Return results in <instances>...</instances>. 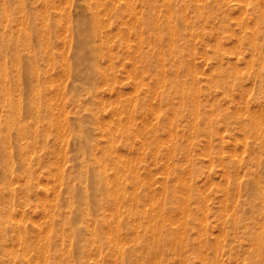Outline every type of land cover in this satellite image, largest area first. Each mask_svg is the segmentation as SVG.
<instances>
[{
  "label": "rangeland",
  "instance_id": "374dc122",
  "mask_svg": "<svg viewBox=\"0 0 264 264\" xmlns=\"http://www.w3.org/2000/svg\"><path fill=\"white\" fill-rule=\"evenodd\" d=\"M184 1L187 6L181 13L186 24L191 23L186 34L191 33L189 38L195 39L179 41L178 48L180 61L189 65L187 71L176 68L179 84L195 98V105L186 108L172 84L167 88L164 84L170 79L168 66L166 80L157 84V69L136 79L130 58H125L111 81L105 77L110 73L106 70L108 59L101 58L99 63L107 72L96 76L94 89L87 91L75 81L74 71L70 72L75 62V33L70 20L87 15L81 0H0V44L3 38V44L9 45L8 50L0 45L1 138L10 144L12 152L0 157V264H119L128 252L132 254L126 264H249L255 259L251 253L253 242L245 229L252 218L247 196L238 191L239 185L243 187L259 169L257 159L264 158V144H260L264 142V82L257 79L259 74L264 78V41L259 39L257 22L264 14V0ZM156 2V19L165 22L167 13L160 7L163 0ZM175 2L183 7V0ZM135 3L141 15L144 4L140 0ZM200 8L201 14L196 10ZM108 18L104 23L110 24L105 27L110 32L112 53L122 51L120 38L128 39H124L127 45L122 40L125 51L135 48L137 40L128 34L130 25ZM31 25L35 26L33 31ZM143 31V49L151 52L155 40ZM123 32L126 35L122 36ZM24 38L26 43L21 47L13 44ZM250 38L260 46L262 57L254 52ZM158 71L160 75L162 70ZM74 85L79 88L75 90ZM2 88L20 106L15 112L27 137L21 138L16 126L5 132ZM138 104L141 107L137 108ZM34 112L39 121L33 117ZM92 116L95 121L87 119ZM258 117L263 122H257L260 127L256 128L253 123ZM117 125L131 128L134 134L127 140ZM109 131L116 134L112 146L115 150L109 145L110 133H104ZM81 134L88 138L84 147L76 138ZM142 135L150 146L141 147ZM20 145L28 148L29 175L22 173L20 160L13 156ZM7 159L11 170L5 171ZM231 162L235 169L228 168ZM251 163L254 166L248 170ZM103 166L109 184L118 170L125 174L118 185L126 192L119 210L112 198L117 187L100 192L103 184L99 183L98 173ZM234 189L231 198L228 191ZM154 198H159L158 204ZM184 199L186 203L179 204ZM154 223L158 230L153 234ZM135 225L137 230H133ZM77 229L82 230L80 236L74 235ZM94 229L102 231L97 246L90 243V230ZM118 238L119 252L110 248V241ZM162 241L168 246L151 259L147 248H156Z\"/></svg>",
  "mask_w": 264,
  "mask_h": 264
},
{
  "label": "bare ground",
  "instance_id": "6f19581e",
  "mask_svg": "<svg viewBox=\"0 0 264 264\" xmlns=\"http://www.w3.org/2000/svg\"><path fill=\"white\" fill-rule=\"evenodd\" d=\"M44 1V0H43ZM77 1V0H75ZM83 3V8L85 10V12L87 13V15L85 16H76L74 20H70L71 24H73V26H71V28L73 29V32L75 33V44H74V56H72L75 60L74 64L71 65L70 67V72L73 70L74 71V79L76 82H79V84L83 85L84 88H87V91H90L92 89L95 88V83H96V76H105V72L110 71V73H106V80H111L115 78V73L116 70L119 66V64L121 65L120 61L125 59V58H130L129 60L131 61L132 65H133V69H134V75L135 78L138 79V77L143 78L146 74H148L151 70L153 69H157V73H156V80L157 84H159L161 82V79H165L166 80V67L168 66L170 68L169 70V75L168 77L170 78L169 80L165 81V86L167 88V86H171L174 89H176L177 94L180 96V101L181 105L186 108L192 105H195L194 103V96L191 95L192 92H190V90L188 91L187 89H185L183 86H181L179 84L178 78H180V74L177 72L178 69L176 68H181L184 69L186 68V71L189 69V65L188 64H182V62L180 61L181 56V52L178 50L179 48V41H188V39H190L192 36L190 35L191 33L186 34V31L188 30V28L190 27L191 23H187L186 24V18L185 16L181 13V9L183 11V8L185 6H187V3L183 0V4L181 7L180 4H177L175 2V0H163V4L160 5V7H162L164 9V11L167 13L165 17H163L165 19V22L161 20V22L159 23V18L156 19L157 14H156V7L158 8V3L156 2L157 0H140L142 1V3L144 4V11L143 13L140 15L139 14V10H138V5L135 3L136 1L139 0H109L108 3H105L104 0H81ZM119 1H123L125 2L124 4H120ZM198 0H196L197 2ZM195 2V1H194ZM201 2V1H200ZM4 3V1H3ZM198 3V2H197ZM202 3V2H201ZM257 3V2H256ZM4 5V4H3ZM43 5H45L43 3ZM53 5V4H52ZM54 6V5H53ZM82 6V5H81ZM196 6V5H195ZM77 7V4H76ZM198 7V6H197ZM196 7V8H197ZM54 8V7H53ZM5 9V8H4ZM264 9V8H262ZM60 10V9H59ZM58 12L60 13L61 11ZM198 10V12L201 14L202 10L200 9H196ZM57 11V10H56ZM262 11V10H261ZM264 11V10H263ZM186 12V9H185ZM6 13V12H5ZM158 13V12H157ZM206 14V13H205ZM262 14V13H261ZM140 15V16H139ZM7 16V14H6ZM42 16V15H41ZM160 16V14H159ZM158 16V17H159ZM163 16V15H161ZM200 16V15H199ZM206 16V15H204ZM19 17V16H18ZM112 18V19H116V21H122V22H126V25H130L128 28V34H132L133 36H135L137 42L135 41L134 44H136L135 48H126L125 51V47L124 44L122 43V40H128L126 38H120L121 42L119 43V47L121 48V52L117 53V54H113L112 53V46L110 45L109 42V33L106 31V24L109 23H104V18ZM43 18V17H42ZM41 18V19H42ZM66 18V16H65ZM189 18V16H188ZM20 19V17H19ZM205 19V18H204ZM7 20V19H6ZM66 20V19H65ZM125 20V21H124ZM45 21V20H44ZM61 21V20H60ZM254 22V21H253ZM258 22V30L259 32V39H262L264 41V33H263V28H264V14L259 16L257 19ZM67 23V22H66ZM255 23V22H254ZM5 24V23H4ZM25 24V23H24ZM257 24V23H256ZM254 24V25H256ZM18 25V24H17ZM21 25V24H19ZM18 25V26H19ZM110 25V24H109ZM127 27V26H126ZM250 27V26H249ZM66 28V27H65ZM35 29V26L31 25L30 27V31H33ZM191 29V28H190ZM66 30V29H65ZM143 30H147L149 32L150 36H153L154 40H155V44L153 51H145L143 48V46L146 43V36H144V31ZM191 31V30H190ZM189 32V31H188ZM233 32V31H232ZM127 33V32H126ZM126 33L123 32V35H126ZM253 33V32H252ZM66 35V34H65ZM188 35V37H187ZM254 35V34H253ZM197 36V35H196ZM190 37V38H189ZM113 38V37H112ZM111 38V42L112 39ZM2 43L0 45H2L1 48H3L4 46V50H8L9 49V45H4L3 42L6 41L3 38H1ZM44 39V38H43ZM194 38H192L193 40ZM191 39L190 41L193 42ZM195 40V39H194ZM255 39H253L251 41L253 42ZM45 42V40H44ZM63 42V41H62ZM128 42V41H127ZM132 42V41H131ZM11 43V42H10ZM26 43V38L19 40L16 39L14 41L13 44H15L16 47H21L20 45H24ZM124 43L127 45V43L124 41ZM110 45V46H109ZM192 45H194L192 43ZM249 46V44H248ZM252 47L254 49V52L258 53L259 57L261 56V50H260V46L257 44V42H253L252 43ZM69 48V47H68ZM73 48V47H72ZM5 54V53H4ZM64 55V54H63ZM6 56V54H5ZM70 57V56H69ZM20 60V56L18 57ZM36 58V57H35ZM101 58H107L108 60V64H107V68L105 71H103V67H102V63H99V60ZM37 59V58H36ZM65 60V59H64ZM262 60V58H261ZM122 62V61H121ZM172 62V63H171ZM187 62V61H186ZM185 62V63H186ZM73 63V62H72ZM105 63V62H103ZM107 63V62H106ZM105 63V64H106ZM248 63V61H247ZM263 64V63H262ZM187 65V66H186ZM2 66V65H1ZM186 66V67H185ZM251 66V64H250ZM68 67V66H67ZM132 68V67H131ZM173 68H175V71H172ZM125 69V67H124ZM130 69V68H129ZM159 69H161V73L159 75ZM68 70V69H67ZM112 71V73H111ZM190 71V70H189ZM129 72V71H128ZM3 73V72H1ZM151 73V72H150ZM192 73V72H191ZM3 74H6L5 72ZM2 74V77H3ZM66 74V73H65ZM155 74V73H154ZM171 74H173V78H171ZM6 76V75H5ZM68 76V75H67ZM130 76V75H129ZM133 76V75H132ZM131 76V77H132ZM147 76V75H146ZM5 78V77H4ZM3 78V79H4ZM57 78V77H56ZM71 78V77H70ZM105 79V78H104ZM103 79V80H104ZM132 79V78H131ZM134 79V78H133ZM132 79V80H133ZM172 79V80H171ZM259 82L263 83L264 82V78L259 74L258 78ZM73 80V79H72ZM116 80V79H115ZM225 80V79H224ZM17 81V80H16ZM63 81V80H62ZM212 81V80H211ZM26 82V81H25ZM108 82V81H107ZM110 82V81H109ZM134 82L136 83V80H134ZM164 82V81H163ZM115 83V81H114ZM162 83V82H161ZM17 84V83H16ZM74 84V83H73ZM112 85V84H111ZM136 84H134V88ZM145 85V84H144ZM71 86V85H70ZM159 86V85H157ZM163 86V84L161 85ZM138 87V86H137ZM75 90H77L79 87L74 85ZM160 88V87H159ZM172 88V90H173ZM162 89V88H161ZM137 90V88H136ZM135 90V91H136ZM168 90V89H167ZM18 91V90H17ZM2 92L4 93V98H3V106L6 109L5 111V132H8L9 129L13 126L17 127V131L19 132L20 137L22 138L23 136L27 137L25 134V131L19 126V120L17 118V113L15 112V109L18 111L19 109V105L18 104H14V100H11L9 96V93L6 94L4 88H2ZM119 92V91H118ZM147 92V91H146ZM135 93V92H134ZM160 93V91H159ZM36 94V93H35ZM91 93L88 92V96L89 99H92V97L90 96ZM46 95V94H45ZM62 95V94H61ZM18 96V95H17ZM154 97V96H153ZM194 99H193V98ZM245 97V96H244ZM62 98V97H61ZM19 99V98H18ZM47 99V98H46ZM63 99V98H62ZM17 100V99H16ZM34 100V99H33ZM49 100V99H48ZM51 100V99H50ZM18 101V100H17ZM35 101V100H34ZM132 102V101H131ZM136 102H133V104ZM129 104V103H128ZM197 104V103H196ZM103 105V103H102ZM104 106V105H103ZM128 106V105H127ZM127 106H125L127 108ZM132 106V104H131ZM130 106V109H132V107ZM197 106V105H196ZM141 107V104L137 105V108ZM194 107V106H193ZM30 110H32L33 108L31 107V105H29ZM102 109V108H101ZM127 110V109H126ZM129 111V110H127ZM121 112V111H120ZM154 112V111H153ZM23 113V112H22ZM96 113V112H95ZM118 113V112H117ZM130 113V112H129ZM193 113V112H192ZM87 114V113H86ZM194 114V113H193ZM191 114V115H193ZM264 114V113H263ZM262 114V115H263ZM83 115V114H82ZM119 115V114H118ZM196 115V113H195ZM194 115V116H195ZM260 115V114H259ZM117 116V115H116ZM202 116V115H201ZM33 117L35 118V120L39 121V116L37 115V113H33ZM127 117H128V113H127ZM133 117V116H131ZM197 117V116H196ZM195 117V118H196ZM257 117V116H255ZM85 118V117H84ZM119 118V117H118ZM135 118V117H134ZM169 118V117H168ZM191 118H193L191 116ZM259 118V117H258ZM60 119V118H59ZM87 119H92L95 121V117H88ZM127 119V118H126ZM54 120V119H53ZM98 120V119H97ZM120 120V119H118ZM130 120V119H129ZM128 120V121H129ZM134 120V119H131ZM170 120V119H169ZM258 120V119H257ZM261 119L259 118L258 121H254L253 126L256 125V128H259L260 124L263 122L260 121ZM60 121V120H59ZM81 121V120H80ZM83 121V120H82ZM88 121V120H87ZM127 121V122H128ZM260 121V123H259ZM73 122V121H72ZM130 122V121H129ZM259 125H258V123ZM61 123V122H59ZM88 123V122H87ZM99 123V122H98ZM133 123V121H132ZM256 123V124H255ZM89 124V123H88ZM117 124V123H116ZM115 124V125H116ZM60 125V124H59ZM64 125V124H63ZM262 125V124H261ZM62 126V124H61ZM66 126V125H65ZM75 126V124H74ZM87 126V125H85ZM104 126H106L104 124ZM118 126V125H117ZM252 126V127H253ZM259 126V127H258ZM119 127V126H118ZM123 127V129H121ZM121 128L119 127L120 131H123L127 138V140L130 138L131 134H134V132H132L131 128H128L127 126H122ZM145 127V126H144ZM251 127V128H252ZM75 128V127H74ZM102 128V127H100ZM117 128V127H116ZM193 128V127H192ZM242 128V127H241ZM240 128V129H241ZM3 129L2 127V123L0 120V143H1V147H0V157L5 158L8 157V155H12V152L9 150L10 149V144H6L2 141L1 138V130ZM64 129V128H63ZM85 129V128H84ZM115 129V128H114ZM254 129V128H252ZM105 130V129H103ZM109 130V129H107ZM112 131V129H110ZM118 130V128L116 129ZM193 130V129H192ZM256 130V129H255ZM254 130V132H255ZM264 130V129H263ZM62 131V129H61ZM86 131V130H85ZM84 131V132H85ZM111 131L109 132H104V133H110L109 135V145L110 147L115 146V137L116 134H113ZM196 131V130H195ZM243 131V130H242ZM259 133V130H256ZM262 131V130H260ZM115 132V130H114ZM253 131H251L252 133ZM252 134H255V133ZM62 133V132H61ZM65 134V133H64ZM260 134V133H259ZM263 134V131L261 133V135ZM106 135V134H105ZM107 135V136H108ZM258 135V134H257ZM260 135V136H261ZM65 136V135H64ZM134 136V135H133ZM245 136V135H244ZM138 137V134H137ZM254 137V135H253ZM258 136H256L257 138ZM264 137V135H263ZM262 137V138H263ZM76 138L80 141L81 145L84 144L87 145L88 143V138L87 136L81 134L79 135V137L76 136ZM139 138V137H138ZM142 140H141V147L144 148V146H150V143L148 142V138L145 136H141ZM261 138V137H259ZM30 139H34V136H30ZM107 139V138H106ZM118 140V139H117ZM139 140V141H140ZM155 140V138H154ZM257 140V139H256ZM259 140V139H258ZM264 140V139H263ZM214 142V141H213ZM244 142V141H243ZM59 143V142H58ZM118 143V142H117ZM155 143V142H153ZM162 143V142H161ZM245 143V142H244ZM132 144V143H131ZM209 144V143H208ZM260 144H264V142L261 141ZM76 145V144H75ZM172 145V144H171ZM259 144H257L258 146ZM261 145V146H262ZM60 146V145H59ZM77 146V145H76ZM156 146V143H155ZM70 148V147H69ZM76 148V147H75ZM113 148V147H112ZM111 148V149H112ZM115 148V147H114ZM113 148V150H115ZM138 150V149H137ZM28 151V148L22 147V145L18 146L15 148V151L13 153V156L16 155L17 158L20 160L21 163V168L23 169L22 173L25 175H29V158H27L26 156V152ZM105 151V150H104ZM111 151V150H110ZM145 151V150H144ZM114 152L116 155V151H111ZM140 152V151H139ZM28 153V152H27ZM113 153V154H114ZM144 153V152H143ZM30 154V153H29ZM118 154V153H117ZM168 154V153H167ZM95 155V154H94ZM107 155V154H106ZM120 155V154H119ZM154 155V154H153ZM220 155V154H219ZM235 155V154H234ZM31 156V155H29ZM114 156V155H113ZM189 156V155H188ZM237 156V155H236ZM95 157V156H94ZM169 157V155H168ZM113 158V157H112ZM118 158V157H117ZM238 159H240L239 157H237ZM96 159V158H95ZM98 159V158H97ZM156 159V158H155ZM188 159V158H187ZM117 160V159H116ZM98 161V160H97ZM96 161V162H97ZM103 161V160H102ZM188 161V160H187ZM240 161V160H238ZM115 162V161H114ZM121 162V161H120ZM165 162V161H164ZM222 162V161H221ZM99 163V161H98ZM97 163V165H98ZM104 164V162H102ZM116 163V162H115ZM118 163V162H117ZM239 163V162H238ZM257 166H258V170H256L254 172V174L250 177L251 179H248V181L246 182V184L242 187L241 185H239V193L240 195L243 194V196H247V205L249 207L248 209V214L251 215V223L247 225L246 232L249 234L248 238L253 242V247H252V255L255 257V259H252L250 261L249 264H264V158H259L257 159L256 162ZM18 165V164H17ZM102 165V164H101ZM100 165V166H101ZM113 165V164H111ZM122 165V164H121ZM253 163L249 164L248 166V170L252 169ZM169 166V164H168ZM3 167L5 168V171L11 170V163L10 160L7 159L5 160ZM105 166H103L102 168H100L99 173H98V178H99V183L103 184L102 188L100 189V192H104L107 191L108 189H110V187L112 188L117 187V191H113V192H117L114 193L112 198L115 200V206L117 208V210H119L120 208H122L123 206H121V204L123 205V196L125 197L126 192L124 191V188H118L119 183L122 182L121 178L123 174H121V172L118 170V168L116 170H118V175L116 173L117 176L116 178L111 182V184H109V182L107 181V177L106 176V168H104ZM117 167V166H115ZM114 167V168H115ZM172 167V166H171ZM59 168V167H58ZM224 168V166H223ZM229 169H235V164L234 162H231L228 166ZM168 169V168H167ZM116 170H114L116 172ZM122 170V169H121ZM126 170V169H125ZM190 170V169H189ZM237 170V169H236ZM92 171L95 172V169H93ZM238 171V170H237ZM123 172H125L123 170ZM136 172V171H135ZM10 173V172H8ZM7 173V174H8ZM134 173V172H133ZM237 173V172H236ZM251 173V172H250ZM11 174V173H10ZM125 175V174H124ZM123 175V176H124ZM137 175V174H136ZM227 175V174H226ZM90 176V175H89ZM88 176V177H89ZM235 176V175H234ZM237 176V174H236ZM8 177V176H7ZM6 177V178H7ZM228 177V176H227ZM134 178V177H133ZM137 178V177H136ZM237 178V177H236ZM1 179V178H0ZM113 179V177H112ZM227 179V178H226ZM7 180V179H6ZM60 180V179H59ZM185 181V179H183ZM239 179H236V181ZM135 181V180H134ZM182 181V180H181ZM188 181V180H186ZM185 181V183H186ZM90 182V181H89ZM88 182V183H89ZM183 182V181H182ZM227 182V181H226ZM60 183V182H59ZM165 183V182H164ZM189 182H187L186 185H188ZM93 185H96V182L92 183ZM138 184V182H137ZM89 185V184H87ZM121 185V184H120ZM148 185V184H147ZM150 185V184H149ZM227 185V183H226ZM124 186V185H123ZM133 186V185H130ZM9 187V186H8ZM183 187V186H182ZM188 187V186H185ZM132 188V187H131ZM134 188H136L134 186ZM190 188V187H189ZM183 189V188H182ZM237 189V188H236ZM77 190V189H76ZM90 190V189H89ZM135 190V189H134ZM181 190V189H180ZM226 187L224 189V191L226 192ZM47 191V190H46ZM164 191V190H163ZM135 191H133L132 193H134ZM162 192V191H161ZM187 192V191H186ZM186 192L184 193L185 195H188V192L186 194ZM234 191H228L229 195L231 196V198H234ZM123 193H125V195H123ZM132 193H130L132 195ZM237 193V192H236ZM78 194V193H77ZM76 194V195H77ZM112 194V192H111ZM161 194V193H160ZM75 195V196H76ZM126 197V198H130ZM155 194H153L154 196ZM181 195V194H180ZM183 195V194H182ZM181 195V196H182ZM184 195V198H185ZM195 195V194H194ZM74 196V197H75ZM78 196V195H77ZM133 196V195H132ZM160 196V195H159ZM108 197L109 193H108ZM187 197V196H186ZM89 198V197H88ZM151 198H153L151 196ZM162 198V196H161ZM159 199V198H158ZM158 199L156 200L154 198V201L156 200L157 204H158ZM188 199V198H187ZM78 200V199H77ZM76 200V201H77ZM93 200V199H92ZM131 200V199H130ZM152 200V199H151ZM236 200V199H235ZM80 201V200H79ZM91 201V200H90ZM185 202L179 203V204H183L186 203V199H184ZM93 202V201H92ZM178 202V201H177ZM205 202V201H204ZM207 202V201H206ZM223 202V201H222ZM44 203V202H43ZM81 203V202H80ZM91 203V202H90ZM94 202L91 204L92 206ZM225 205V204H224ZM131 206V204H130ZM181 206V205H180ZM186 206V205H185ZM207 206V205H206ZM223 206V205H222ZM224 207V206H223ZM232 207V206H231ZM236 207V206H235ZM233 208V207H232ZM116 210V211H117ZM162 210V209H161ZM180 211V209H179ZM182 211V210H181ZM180 211V213H181ZM204 211V210H203ZM225 211V210H224ZM73 212V211H72ZM187 213V210L185 209L184 213ZM205 212V211H204ZM79 213V212H77ZM118 213V212H116ZM145 213V212H144ZM206 213V212H205ZM228 212H225V214H227ZM136 213H133V215H135ZM232 214V213H231ZM136 215H140V214H136ZM82 216V213H81ZM151 216V215H150ZM186 216V215H185ZM233 216V215H232ZM111 217V215H110ZM152 217V221H156L157 218L155 216H151ZM234 217V216H233ZM232 217V218H233ZM75 218H79L76 214H75ZM118 219V218H117ZM162 219V218H161ZM201 219V218H200ZM206 219V217H205ZM223 219V218H222ZM234 219V218H233ZM236 219V218H235ZM162 221V220H161ZM171 221V220H170ZM203 221V220H202ZM201 221V224L203 223ZM205 221V220H204ZM157 222V221H156ZM181 222V221H180ZM183 222V221H182ZM177 223V222H176ZM205 223V222H204ZM223 223V222H222ZM87 224V223H86ZM115 224V228L116 227V222H114ZM139 224V223H138ZM23 225V224H22ZM174 224H172L173 226ZM181 225V224H180ZM184 225V224H183ZM224 225V224H223ZM129 226V224H128ZM234 226V225H233ZM133 230H137L136 225L133 226ZM204 227V226H203ZM202 227V228H203ZM182 228V227H181ZM114 229V228H113ZM180 229V227H179ZM233 229V228H232ZM158 228H157V223L152 224V233L154 234L155 232H157ZM85 231V230H84ZM105 232V231H104ZM110 232V231H109ZM108 232V233H109ZM167 232V231H166ZM181 232V229H180ZM82 233V230L77 229L74 233V235L76 236H80ZM102 233V231H99L98 229H94V230H90V235H91V244L94 246H97L100 243V234ZM116 233V231H115ZM183 233V231L181 232ZM200 233V232H199ZM233 233V231L231 232ZM86 234V233H85ZM172 234V233H171ZM203 234V233H202ZM230 235V233H229ZM232 235V234H231ZM20 240V235H18ZM114 237V236H113ZM119 237V236H118ZM171 237V235H170ZM130 238V237H129ZM235 238V237H234ZM227 239V238H226ZM229 239V238H228ZM53 240V239H52ZM70 240V238H69ZM109 240V239H108ZM128 241V240H127ZM235 241V240H233ZM117 242V243H116ZM185 242V241H184ZM19 243V242H18ZM48 243V242H47ZM119 238L118 241L115 240V242H111L110 241V248L113 249V251H117L119 252L120 247H119ZM163 244L158 245L156 248L154 246L152 247H148L146 250L147 255L151 256V259H156L157 256L162 252V248H165L166 246H168V242H160ZM180 243V242H179ZM231 243V242H230ZM234 243V242H233ZM232 243V244H233ZM228 244V243H227ZM70 245V244H69ZM98 248V247H97ZM217 251V248L216 250ZM114 256L116 257V252H114ZM121 253V252H120ZM74 254V253H73ZM132 252H128L126 254H124L121 263L119 264H126L127 262H129L130 257H131ZM215 254V253H214ZM206 255V254H205ZM198 256V255H197ZM201 257V256H200ZM19 258V257H18ZM75 258V257H74ZM113 258V257H112ZM200 259V258H199ZM206 259V258H205ZM204 259V260H205ZM202 259H200L199 261H201ZM44 261V260H43ZM206 261V260H205ZM29 262V261H28ZM76 263V262H75Z\"/></svg>",
  "mask_w": 264,
  "mask_h": 264
}]
</instances>
